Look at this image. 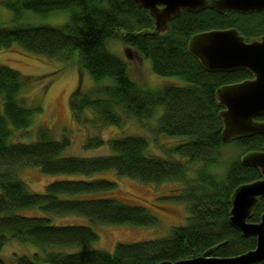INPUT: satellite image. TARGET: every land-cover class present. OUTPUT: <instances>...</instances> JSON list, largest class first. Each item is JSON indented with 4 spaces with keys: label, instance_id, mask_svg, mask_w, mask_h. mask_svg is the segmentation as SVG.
I'll list each match as a JSON object with an SVG mask.
<instances>
[{
    "label": "trees",
    "instance_id": "obj_1",
    "mask_svg": "<svg viewBox=\"0 0 264 264\" xmlns=\"http://www.w3.org/2000/svg\"><path fill=\"white\" fill-rule=\"evenodd\" d=\"M0 3L15 13L68 14L61 26L0 27V49L19 47L51 59L75 56L78 69L96 84L87 94L73 93L70 112L75 122H86L84 113L89 111L100 126H120L124 118L141 122L161 107L163 113L154 134L178 141L163 149L166 156L161 157L148 154L147 139L125 136L107 142L109 155L91 158L63 157L69 140H53L46 129L38 130L32 143H12V132L26 130L39 108L25 106L20 97L31 78L0 66V249L13 239L38 250L31 256L15 255L10 263L0 258V264H158L192 258L211 248L214 258H233L255 248V237H243L229 225L228 213L234 189L258 179L259 171L243 166L236 157L222 162L221 176L209 172L221 163V151L227 146L221 139L215 91L251 75L245 70L205 72L186 47L191 36L215 29H236L246 41L259 39L264 36V12L181 10L166 30L158 33L148 12L133 0ZM110 41H118L127 51L134 50L148 60L156 76L182 83H171L157 91L144 89L131 80L126 62L108 51ZM107 79L109 82L97 87ZM104 144L98 135L91 136L85 148ZM230 144L242 157L264 151V136ZM27 168H38L47 175L87 177L111 171L146 185L176 181L182 188L174 198L187 205L188 218L184 226L172 229L165 238L116 244L112 253L82 250L98 240L96 233L88 226L56 225L53 217L77 216L93 226H153L157 221L143 202L109 196L116 184L105 179L55 181L45 186L44 193L29 192L19 179V173ZM189 169H194V175L189 176ZM24 210H36L43 216L19 214ZM263 213L261 198L248 222L258 223Z\"/></svg>",
    "mask_w": 264,
    "mask_h": 264
},
{
    "label": "rangeland",
    "instance_id": "obj_2",
    "mask_svg": "<svg viewBox=\"0 0 264 264\" xmlns=\"http://www.w3.org/2000/svg\"><path fill=\"white\" fill-rule=\"evenodd\" d=\"M68 20L67 13L40 16L29 10L15 13L0 3V27H25V26H61ZM107 49L113 55L125 61L131 80L148 91H157L171 83H182L176 78H164L152 73L150 62L141 57L134 50H126L122 43L110 41ZM0 66L19 72L31 78L28 86L22 91L20 97L24 99L25 106L37 107L29 127L23 131H13L10 138L12 143L29 144L35 141L38 130H48L53 140L67 138L69 147L62 153L63 157L91 158L110 154L107 142L125 136H138L147 139L149 144L148 154L165 157L163 149H167L178 141L154 134L158 119L163 113L161 107L157 108L152 117L139 122L135 118H124L120 126H100L95 116L86 111L84 123H77L72 119L70 112V99L78 90L87 94L96 88L86 72H81L77 66L75 56L69 59L47 58L41 55L29 54L19 47L0 49ZM109 79L97 84L102 86ZM0 113L1 107H0ZM88 120H90L88 122ZM98 135L104 140V146L95 149L85 148L89 137ZM221 163L209 169V172L223 174V163L233 158H241L238 149L227 144L222 149ZM223 162V163H222ZM194 169H189V176L194 175ZM19 179L26 185L29 192L44 193L45 186L55 181L63 180H95L105 179L116 184V189L109 192V196L127 200L143 202L146 209L156 219L153 226L132 225H101L93 226L86 219L77 216L62 218L53 217L51 220L56 225H82L91 228L98 240L82 250H101L112 253L116 244H132L157 240L167 237L171 230L184 226L188 218L187 205L174 198L182 188L176 181L165 182L160 185L140 184L136 181L118 177L113 172L107 171L92 176L80 175H47L38 168H27L19 173ZM19 214L26 216H43L36 210H24ZM38 250L31 245L21 244L9 239L0 249V258L6 263L12 262L15 255L31 256Z\"/></svg>",
    "mask_w": 264,
    "mask_h": 264
},
{
    "label": "water",
    "instance_id": "obj_3",
    "mask_svg": "<svg viewBox=\"0 0 264 264\" xmlns=\"http://www.w3.org/2000/svg\"><path fill=\"white\" fill-rule=\"evenodd\" d=\"M145 9L155 31L163 32L181 10L197 13L210 8L218 13L264 12V0H133ZM187 53L208 73L247 71L251 78L215 91L220 111L221 139L224 144L264 136V36L246 41L236 29H215L195 34L187 42ZM243 166L255 168L260 177L239 185L231 194L228 223L243 237L254 236L253 250L233 258H214L213 249L198 256L163 261L158 264H258L264 260V213L258 223L248 222L264 198V151L249 152L240 158Z\"/></svg>",
    "mask_w": 264,
    "mask_h": 264
}]
</instances>
